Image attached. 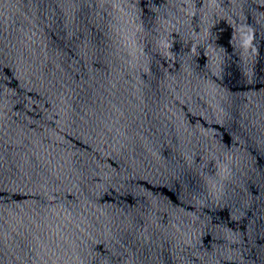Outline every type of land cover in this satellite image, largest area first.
<instances>
[{
    "label": "water",
    "instance_id": "water-1",
    "mask_svg": "<svg viewBox=\"0 0 264 264\" xmlns=\"http://www.w3.org/2000/svg\"><path fill=\"white\" fill-rule=\"evenodd\" d=\"M0 264H264V0H0Z\"/></svg>",
    "mask_w": 264,
    "mask_h": 264
}]
</instances>
